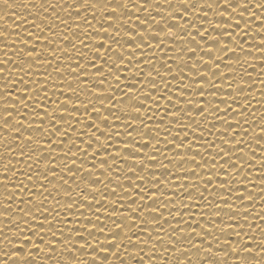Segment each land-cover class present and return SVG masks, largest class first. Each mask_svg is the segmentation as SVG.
I'll list each match as a JSON object with an SVG mask.
<instances>
[{
	"label": "snow or ice",
	"instance_id": "obj_1",
	"mask_svg": "<svg viewBox=\"0 0 264 264\" xmlns=\"http://www.w3.org/2000/svg\"><path fill=\"white\" fill-rule=\"evenodd\" d=\"M0 12V264H264V0Z\"/></svg>",
	"mask_w": 264,
	"mask_h": 264
},
{
	"label": "bare ground",
	"instance_id": "obj_2",
	"mask_svg": "<svg viewBox=\"0 0 264 264\" xmlns=\"http://www.w3.org/2000/svg\"><path fill=\"white\" fill-rule=\"evenodd\" d=\"M17 3H20V0H17ZM15 11V10H13ZM17 11L21 12V14H23V9L22 8H17ZM4 15L3 12H0V16ZM7 21H5L6 23H10L12 22V17H6L5 18ZM3 235L4 234H0V239H3Z\"/></svg>",
	"mask_w": 264,
	"mask_h": 264
}]
</instances>
